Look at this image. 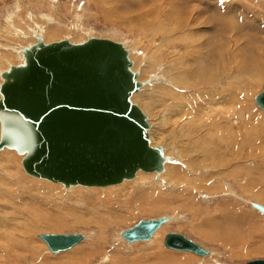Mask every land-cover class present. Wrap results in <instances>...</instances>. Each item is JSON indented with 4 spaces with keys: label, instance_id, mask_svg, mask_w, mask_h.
<instances>
[{
    "label": "rangeland",
    "instance_id": "374dc122",
    "mask_svg": "<svg viewBox=\"0 0 264 264\" xmlns=\"http://www.w3.org/2000/svg\"><path fill=\"white\" fill-rule=\"evenodd\" d=\"M137 1L0 0V88L9 81H6L8 74L6 71L14 66L27 67L26 58L21 59V57L25 56L27 50L38 49L40 42H44L43 44L47 46L50 43L67 41L71 45L78 46L91 39H107L121 44L128 52V58L134 56V61L136 57L139 60L135 65L132 61L134 73L142 77L141 84L143 83L144 92L147 90L148 94L142 102H136L137 96L132 97L131 100H134V105L142 111L146 120L149 119L157 124V133L164 130L175 133L178 130L176 128H182V131L175 135L173 142L167 141L169 138L167 136L163 141L162 133L157 139L155 147L161 148L167 161L162 164L161 174L154 173L155 185L150 182L130 180L127 181L128 186L122 185L123 188L120 185L124 190L119 184L108 187L67 188L61 183L38 179L25 171L23 161L26 153L20 154L16 149L10 151L0 149V264H73L74 262L76 264H246L254 259H264V216L249 203L264 205V202H261L263 199H255V195L264 197V153L252 161L251 158L246 161L245 166L248 168L243 176H239L244 169L241 166L237 173H234L238 175L237 179L229 177L227 181L231 184L229 187L222 185L225 181L223 178L225 171L221 167L212 168L211 171L219 175L220 185H218L219 180H215L212 184L204 178L203 171H198L199 175L196 174L188 166L187 160L178 161L181 152L188 148L178 145L180 143L182 145L183 139L187 142L189 140L185 138L184 133L192 125L187 123V129L183 127L186 122L192 121L191 115L176 114L180 112L177 108L179 102L173 104L176 107V111L173 112L170 103H165L166 93L158 91L161 85L165 91L172 89L177 93L184 92L182 93L184 95L190 93L194 102L198 101V104L202 105L208 100L200 98L201 94L210 89L219 91L228 86V78H226L228 75L216 78L211 83L205 84L206 86L188 87V92L186 89L183 90L174 77L181 73L177 68L181 69L186 64L184 59L188 54L185 51V44L182 41L167 40V37H163L160 32H149V27L144 25H161L165 22L178 32L182 23L192 20L194 16L193 20H195L198 15V12L190 16L188 13L196 5L197 9L201 7L199 12L205 13L202 15L209 22V29L206 30L208 25H204L202 26L204 30L200 33L204 39L210 38L212 42L210 54L205 55L207 57L205 61L217 66L220 55L218 52L216 54V51V55H212L214 53L212 46L215 47V42L223 38L221 34L224 17L213 19L215 9L211 10V7L215 5L216 0H210L213 5H208L209 7L205 4L198 6V0H193L194 3L191 2L192 0H188L190 3L187 0H139L138 3ZM239 1L264 15V0ZM167 7L170 9L167 10ZM164 11L167 13L173 11L166 21L163 18ZM238 14V11L234 10L232 14H228V19L231 20L233 17L247 27L244 21H241V17L237 16ZM49 20L52 24L48 23ZM123 20L126 25H119ZM51 31H55L53 35L55 38L53 41H48L47 37ZM17 32L19 34H16ZM247 35L248 40L262 42L259 45L264 47L260 35L256 37L251 33ZM169 37L171 38V35ZM206 50H209V47ZM180 60H183V65ZM245 84L247 82L244 81L241 85L244 90ZM257 86L255 91L246 94L251 99L248 104L253 105L251 113L254 121V123L249 122L247 126L256 129V138L253 137L252 132H248V136L245 133L243 139L241 133L238 134L237 139L234 137L236 134L232 135L234 137L232 138L241 143L243 140L245 149L256 145L257 150L254 151L260 153L264 152L262 150L264 147L261 146L264 145V114L256 115V111L262 113L264 111L258 108L255 96L264 90V81ZM212 102L213 99L210 98L208 103L211 105ZM226 118L238 120L241 125L243 124L237 114L232 118L228 116ZM261 134L263 135L260 136ZM175 165H181L182 176L172 175L166 171L172 166L176 169ZM198 182L203 187L198 188L196 185ZM146 185L151 190L149 193L152 200L138 191L143 186L146 188ZM230 192L232 195L236 194L244 198V201L232 198L233 196L228 194ZM177 193L182 194V197H175ZM220 207H223V210L227 208L228 211H237L240 217L235 216V220L231 217L228 220L213 219L220 214L217 210ZM162 217L176 219L172 224H165L163 227L166 229L164 231L161 229L151 241L129 245L121 239V232L135 226L141 220ZM32 226L34 229L29 234L28 229ZM8 227L16 228L17 231L14 235H8L9 238H4ZM173 232L185 235L204 249L212 251L214 256L200 257L193 253L166 248L165 237ZM70 233L83 235L85 241L75 250L61 254H52L45 242L39 238L43 234ZM27 236L29 241L27 240L23 245L21 238ZM153 242L157 245L151 247L150 245H154ZM79 249L85 251L75 256L77 261L75 257L67 258L68 254L80 251ZM63 258L65 260H62Z\"/></svg>",
    "mask_w": 264,
    "mask_h": 264
},
{
    "label": "water",
    "instance_id": "95a60500",
    "mask_svg": "<svg viewBox=\"0 0 264 264\" xmlns=\"http://www.w3.org/2000/svg\"><path fill=\"white\" fill-rule=\"evenodd\" d=\"M119 43L91 39L42 45L15 68L13 82L2 86L0 148L26 153L24 167L37 177L66 186L107 187L133 178L137 171L162 170L164 157L150 146L149 125L130 100L140 86ZM257 102L264 108V92ZM264 215V206L253 203ZM165 218L141 220L125 230L129 242L152 238ZM53 253L79 244L80 234H43ZM167 248L208 254L180 233H169ZM247 264H264L254 259Z\"/></svg>",
    "mask_w": 264,
    "mask_h": 264
},
{
    "label": "bare ground",
    "instance_id": "6f19581e",
    "mask_svg": "<svg viewBox=\"0 0 264 264\" xmlns=\"http://www.w3.org/2000/svg\"><path fill=\"white\" fill-rule=\"evenodd\" d=\"M132 1L135 2L136 0H132ZM181 1H183V0H181ZM189 1L187 0V2H189ZM194 1H197V0H194ZM194 1L192 0L191 2L194 3ZM138 2H139V0L137 1V3ZM197 3H198V6L205 4V6L207 5V7H209L208 5H211V6L213 5V2H211L210 0H198ZM214 3H215V5L211 7L212 8L211 10H213V8L215 9V14L213 15L214 16L213 19H216V18L220 19L221 16L224 17V20L222 21V32L223 33L221 34L222 35L221 37H223V38H221V40L215 42V47L212 46V50L214 52V53H212V55L215 54V51H216V54L218 52L220 55V62L217 64V66H212V64L205 61L207 58L205 55L210 54V43L212 44V42H211L210 38L204 39L200 33L204 30V28L202 27L204 25H208L206 30L209 29V22L206 19H204V16L202 15L205 13L202 11L203 13L200 14L201 12H199V9L201 7H198L199 9H197V5H196L195 6L196 8L194 7L191 11L189 10L191 13V14L188 13L189 16L194 15L196 12H198V15H196L197 17L195 20H193L195 18V16H194V17H192L193 21L190 20V21H185L184 23H182V26H181V28H179L178 32L175 28L171 29L168 25L165 24L164 21H163L164 23L161 25H158V24H153V25L144 24V25L149 27V32H152V33H154V32L159 33L160 32L163 34V37L164 36L167 37V40L169 39L172 42L173 41H179V42L182 41L185 44L184 45L185 49H186L185 51L187 52L186 54H188L187 57L184 59V62H186V64H185L186 66L184 65L185 67L183 66L181 69L177 68L178 70L181 71V73L175 75V77H174L175 81L177 83H179L178 85L183 90H185V89L187 90L188 87L197 88L198 86H200V87L206 86L205 84L211 83L214 79L220 78L223 76L226 77L228 75L226 77V78H228V86L226 85L222 90L220 89L221 91L210 89L206 93L201 94L200 98H206L208 100V102H209L210 98L213 99V102L211 105L208 102H206L202 105H199L198 101H196V103L194 102V100H193L194 98L190 95V93L188 95H186L187 93L184 95V94H182L184 92L177 93V92H175V90H172V89H168L167 91H165L164 87H162L161 85L159 86L158 91L166 93L165 98H167V99H166L165 103L166 104L170 103V108L173 112L176 111V107H174L173 104L179 102L177 104V108L180 112H178L176 114H188V113H190L189 115H191L192 121L186 122L184 127H183L184 129H187V123H188V125L189 124L192 125V127L189 128L186 131V133H184L185 138H187L189 140L187 142V141H185V139H183V140H181L182 145H180L181 143L178 145V146H187L188 148L184 149L181 152V154L179 156L180 159L178 158V161H181L182 159L187 160L188 166H190V168H192V170L196 174H198V171H203L202 173L204 175V178L206 180H209L212 184L215 183V180L216 181L219 180V177H218L219 175L216 174L214 171H211L212 168L221 167V169L225 171L223 173V178L225 179V181L222 182V185L229 187L231 185L230 183H227L229 177H233V178L237 179L238 175H236L234 173H237V170L241 166L244 169H243L242 175H239V176H243L245 171H247V168H248L245 166L246 161L250 158H251L250 161H252L255 158L259 157V155L264 153V152L258 153V151H254V150H257L256 145L251 146V148L245 149L244 148L245 142H243V140L241 143V141L237 142L233 139L234 137H235V139H237L238 134H240V133H241V137L243 139V136L245 133L248 136V134L251 132H252L251 134H253V137L256 138V133H255L256 129L253 130L254 129L253 127H255V125H253V127H252L253 129H251V127L247 126V124L249 122L254 123V121L252 120V113H251V110L253 109V105L248 104V102H251L250 101L251 99L249 97H247L246 94H249L250 92L255 91L256 87H258L257 85L264 81V47L260 46L262 44V42L257 43L254 41L252 42L253 39L248 40L247 33H251L255 37L260 35L261 39L263 41V44H264V15L261 14L262 12L259 13V12L255 11V9L246 5L245 3L240 2L239 0H224L223 4L220 3V0H216V2L214 1ZM135 5H136V3H135ZM180 5H182V4H180ZM173 6H175V5H173ZM182 6L184 7V5H182ZM216 6H217V8H216ZM192 7H193V5H192ZM176 8H177V6H176ZM169 9H170V7L167 10H169ZM234 10L238 11L239 14L237 16L241 17V21H244V23L247 25V27H249V29L247 27L243 26L242 23L238 22L233 17L231 20L228 19V14L229 15L232 14L234 12ZM171 12H173V11H171ZM171 12L168 11V13H167L164 11L165 14L163 15V18L165 21L168 18H170V15H172V14H170ZM144 14H145V12H144ZM183 14H185V13H183ZM186 14H187V12H186ZM149 15L150 14H148V16ZM237 19H238V17H237ZM146 20H147V18H146ZM48 23L52 24L51 20H49ZM121 23H123V24H121ZM119 25L125 26L126 25L125 20H123V22L122 21L119 22ZM242 32H245V33L242 34ZM16 34H19V32H17ZM54 34H55V31L54 32L51 31L50 35L48 34L49 35L47 37L48 41L49 40L53 41V38H55L53 36ZM43 35H44V33H43ZM170 35H171V38L169 37ZM42 38L45 41V38L44 37H42ZM43 43L40 42L39 48L42 45H44ZM56 43H59V42H56ZM213 44H214V40H213ZM207 47H209V50H206ZM31 50L32 51L27 50V52L25 53V56H23L24 58L21 57V59L26 58L25 63H27L28 55L32 54V52L34 50H37V49L34 48ZM128 56H129V54L127 52V58H128ZM231 59H233V61ZM128 60L132 63V61H134V56H130L128 58ZM137 62H139V60L136 57V61H134V65ZM184 62H182V65ZM239 62L244 63V64L241 65ZM134 65L132 63V66L130 68V72H132V73H134ZM15 68L16 67L14 66L12 69L10 68L11 70L6 71L8 73V74H6V81L9 80L8 83L13 82V80L10 79V74L12 73V71ZM22 69H24V68L22 67ZM134 74H136V73H134ZM141 80H142V77H138V75H137L135 78V81L137 83H139L140 86L137 88V90L131 96V98L132 97L135 98L136 96L138 97V98H135L136 102H138V101L142 102L143 98H146L147 94H148L147 90L145 91L146 93L144 92L145 87L142 86L143 83L141 84V82H142ZM244 81L247 82V84H245V90L241 86ZM6 84H7V82H6ZM187 92H188V90H187ZM189 92H190V90H189ZM263 92H264V90L262 92H260L257 96H255V103L257 104L258 108L263 109V111H264V108H262L259 105V103L257 102L259 95L262 94ZM135 93H139V94H135ZM0 97H1V101H2L3 95L1 92H0ZM131 98H130V100H131ZM195 98H198V97H195ZM1 101H0V103H1ZM131 102L133 104H135L134 100L133 101L131 100ZM143 104H145V103H143ZM152 112H155V111H152ZM156 114H157V112H156ZM236 114L239 115V117L241 118V120L243 122L242 125L240 124V122L238 120L233 121V119H227L226 118V116H228L229 118H232L233 115H236ZM259 114H264V113L256 111V115H259ZM146 121H147V123L149 122L148 123L149 128L147 130V134L149 137L150 146L152 147L154 145L153 148H159V147H155V145H156L157 139L159 138L160 133H162L161 135H163V141H165V139H166L165 136H167V137H169V138H167V141L173 142L172 140H174L176 138L175 135L182 131L181 127H179V128L175 127L176 129H178V130L175 129L176 130L175 133H173L171 131L166 132L165 130L157 133V130H158L157 124L154 121L152 122L149 119ZM257 121H258V119H257ZM0 124H1V126H0V128H1L0 129V143H1V140H2V122H1V119H0ZM167 128H169V127H167ZM255 128H257V127H255ZM234 134H236V136L233 137L232 135H234ZM257 135H259V134H257ZM262 135L263 134H261L260 136H262ZM179 138H181V136H179ZM258 139L260 140L259 136H258ZM233 140L235 141V143L233 142ZM256 141H257V139H256ZM250 145H252V144H250ZM261 146L264 147V145H261ZM0 149L10 151V150L16 149V148L3 147ZM262 150H264V148H262ZM159 151H160V154L164 157V160L161 163V166H162V164L165 161H167V159L162 154L161 148H159ZM20 154H24V153H20ZM261 158H263V157H261ZM181 164H182V162H181ZM173 167L174 166L169 167L166 171H168V173L172 174V175L173 174L181 175V176L183 175L181 165L180 166L175 165L176 169H173ZM25 171H26V169H25ZM162 171H163V166H162V170L160 172H158L156 170L152 171V172H145L143 170H139L136 172V174L134 175L133 178L124 179L119 184V186L120 185L124 186L126 184H127L126 186H128L127 181L130 182V180H131V182H134L136 180H140L141 182H150V184L155 185L156 179L154 181V177H155L154 173L157 172V174H161ZM27 174H29V173L27 172ZM29 175H31V174H29ZM31 176H33V175H31ZM33 177H35V176H33ZM35 178H37V177H35ZM38 179L47 180L45 178H38ZM48 181H50V180H48ZM50 182H52V181H50ZM53 183H56V182H53ZM57 184H60V183H57ZM131 184H133V183H131ZM141 184L144 185V183H141ZM196 185L198 188L203 187V185H200L199 182ZM218 185H220V180L218 182ZM71 186H82V185H71ZM71 186H66V187L69 188ZM121 186H120V188L123 187V186L122 187ZM84 187H87V186H84ZM92 188H94V187H92ZM138 191L143 196H146L147 198H151L150 200H152V196L149 193L151 190L148 186L146 188H145V186H143L142 188H139ZM231 192L228 194L231 197L233 196L232 198H235L236 200L244 201V198H242L236 194L232 195ZM175 197L181 198L182 194L177 193ZM255 199H257V200L263 199L261 202H264V197L262 195H255ZM108 202H106V203L108 204ZM245 202H247V201H245ZM249 203L254 208L253 203H251V202H249ZM109 204L113 205V203H111V202H109ZM155 204H157V203H155ZM260 205H263V204H260ZM217 210L220 211V214H218V216L213 218L216 220H221V219L228 220V219H230V217L235 220V218H234L235 216L237 218L240 217V216H238L237 211H233V212L231 210L228 211L227 208L223 210V207H220ZM256 210L259 213H261L258 209H256ZM16 213L17 212H15V214ZM234 214H237V215H234ZM131 215H132V213H131ZM131 215H129V216L131 217ZM232 215H234V216L232 217ZM242 216H243V214H242ZM162 218H165V222L163 224H161V226L153 234L151 239L146 240V241H135V242L131 243L123 237L124 231L121 232V234H120L121 239L123 241L127 242L129 245H133V244L139 243V242L151 241L154 238V236L157 233H159V231L161 229H162V231H164V229H166L163 227L165 224H172L176 219V218H169V217H162ZM33 229H34V226L29 228L28 233L30 234L33 231ZM16 231H17L16 228L8 227L6 229V232L4 233L5 234L4 238H9L8 235H14V233ZM28 236H31V235H28ZM28 236L25 238H21L23 245L28 240ZM81 236L83 237V239L79 244H77L74 247H72L71 249L64 251V252H61V253L73 251V250H75V248L77 246L81 245V243L85 241V237L83 235H81ZM39 238L41 240H43L41 238V235L39 236ZM159 239H161V238L159 237ZM153 243H154V245H150L151 247L157 245V244H155V242H153ZM45 244L47 245L46 242H45ZM48 249L52 254H56L50 250L49 246H48ZM168 249H170V248H168ZM79 250L80 251H74L73 253L71 252L70 254L67 255V258H69V257L72 258V257L78 256V254L81 255L80 253H84V251H85L83 249L82 250L79 249ZM170 250H172V249H170ZM204 250H206V249H204ZM173 251H176V250H173ZM206 251L208 252V254H206L205 256H200V257L214 256L212 251L211 252L208 250H206ZM177 252H181V251H177ZM61 253H57V254H61ZM187 253H191V252H187ZM70 259H68V260H70ZM62 260H65V259L63 258ZM62 260H60V261H62ZM75 260H76V257H75ZM84 260H85V258H84ZM217 264H220V263H217Z\"/></svg>",
    "mask_w": 264,
    "mask_h": 264
},
{
    "label": "snow or ice",
    "instance_id": "6c2138e0",
    "mask_svg": "<svg viewBox=\"0 0 264 264\" xmlns=\"http://www.w3.org/2000/svg\"><path fill=\"white\" fill-rule=\"evenodd\" d=\"M220 3L223 4L224 3V0H220Z\"/></svg>",
    "mask_w": 264,
    "mask_h": 264
},
{
    "label": "crops",
    "instance_id": "0c3cea01",
    "mask_svg": "<svg viewBox=\"0 0 264 264\" xmlns=\"http://www.w3.org/2000/svg\"><path fill=\"white\" fill-rule=\"evenodd\" d=\"M184 257V256H183ZM185 259H187V258H185ZM188 260V259H187Z\"/></svg>",
    "mask_w": 264,
    "mask_h": 264
}]
</instances>
